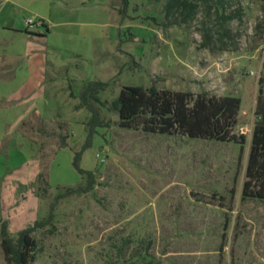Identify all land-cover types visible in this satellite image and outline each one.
<instances>
[{"label": "rangeland", "instance_id": "obj_1", "mask_svg": "<svg viewBox=\"0 0 264 264\" xmlns=\"http://www.w3.org/2000/svg\"><path fill=\"white\" fill-rule=\"evenodd\" d=\"M167 1L130 0L123 16L121 0H0V221L16 239L53 213L33 234V264H264V198L243 195L264 123V0L201 1L186 22L165 13ZM40 18L54 68L34 104L18 106L29 62L12 54L24 51L15 30ZM98 81L103 106L88 102L107 127L79 164L95 183L59 197L86 186L73 165L92 116L80 96ZM124 86L240 98L232 133L245 139L120 128L110 104Z\"/></svg>", "mask_w": 264, "mask_h": 264}, {"label": "trees", "instance_id": "obj_2", "mask_svg": "<svg viewBox=\"0 0 264 264\" xmlns=\"http://www.w3.org/2000/svg\"><path fill=\"white\" fill-rule=\"evenodd\" d=\"M130 0H121L125 16ZM205 0H168L164 6L165 13L169 16L174 13L182 17L183 21L189 20L198 3ZM224 23L230 18L223 17ZM40 30L46 32L47 26L42 21L41 27L27 28L26 34H38ZM104 82H90L81 92L84 105L92 116L88 122V138L82 148L74 153L73 165L77 171L86 176V186L70 189L59 197H66L77 193H88L95 183V175L91 171L80 168L83 152L91 145V138L99 127H107L103 122L99 107L88 102L93 100L103 106L99 93L106 88ZM264 100L261 94L258 97L257 112L259 113ZM241 99L237 97H218L201 93L194 95L190 92L158 90L155 87L124 86L118 96L112 100L110 110L118 115L120 128L128 130H143L146 133L159 135H183L190 139H205L219 142L244 141V136L236 137L232 131L237 124ZM65 141H63L64 143ZM247 180L244 183L243 195L248 198H264V123L257 124L252 135V145L246 169ZM53 213L46 221L35 222L21 230L16 239L9 235L8 224L0 221L1 247L6 264H33L38 253V243L33 234L46 225L51 224Z\"/></svg>", "mask_w": 264, "mask_h": 264}, {"label": "crops", "instance_id": "obj_3", "mask_svg": "<svg viewBox=\"0 0 264 264\" xmlns=\"http://www.w3.org/2000/svg\"><path fill=\"white\" fill-rule=\"evenodd\" d=\"M10 1V0H9ZM44 24L47 26L46 32L44 30H40L38 34L42 36H37L34 34H26V29H8V31H17L21 36L24 44V51H14L12 54L16 56H21V53L28 59V76L26 77L25 81L19 86L18 92L14 93L13 98H18L17 105L18 106H26L29 104H34L33 101L36 98L35 90L39 89L42 90L45 87L47 76L46 73L48 69L54 68V65L51 67L47 65L48 61L47 55H42L41 52L45 50L40 45L42 42L45 41L46 34L50 32V24L46 22L44 19L40 18ZM18 36V35H17ZM41 96H45V93L42 92Z\"/></svg>", "mask_w": 264, "mask_h": 264}, {"label": "built area", "instance_id": "obj_4", "mask_svg": "<svg viewBox=\"0 0 264 264\" xmlns=\"http://www.w3.org/2000/svg\"><path fill=\"white\" fill-rule=\"evenodd\" d=\"M26 24H27V27L30 29H33L35 27L39 28L42 26V21H40V20L35 21L33 19H28V20H26Z\"/></svg>", "mask_w": 264, "mask_h": 264}]
</instances>
